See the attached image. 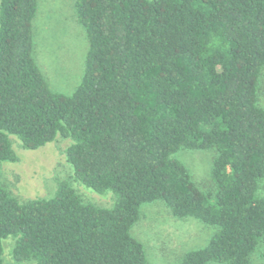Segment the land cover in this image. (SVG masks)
Masks as SVG:
<instances>
[{"label": "trees", "instance_id": "16d2710c", "mask_svg": "<svg viewBox=\"0 0 264 264\" xmlns=\"http://www.w3.org/2000/svg\"><path fill=\"white\" fill-rule=\"evenodd\" d=\"M38 0H0V167L25 150L69 139L74 178L52 198L19 202L0 187L3 241L34 264H146L132 234L141 207L214 227L178 264H251L264 244V0H76L89 43L71 95L51 90L33 57ZM212 149L211 189L175 159ZM264 256V253H262Z\"/></svg>", "mask_w": 264, "mask_h": 264}, {"label": "rangeland", "instance_id": "374dc122", "mask_svg": "<svg viewBox=\"0 0 264 264\" xmlns=\"http://www.w3.org/2000/svg\"><path fill=\"white\" fill-rule=\"evenodd\" d=\"M76 0H38L32 22L33 57L52 91L71 95L84 73L89 49L84 29L75 12ZM258 103L264 107V69L259 79ZM14 162H4L0 167V187L19 202L52 198L58 185L68 183L84 203L99 208H110L113 195L97 194L76 181L72 167L66 162L65 150L69 139L57 137L55 141L37 150H25L20 141L9 136ZM203 191L211 189L210 172L214 151L180 150L175 154ZM259 194L264 195V181ZM214 227L189 218L172 217L162 202L145 204L140 219L131 234L144 248L146 264H178L190 251L207 246L215 234ZM14 240L3 241V264L17 263L12 258ZM264 244L251 256V264H264Z\"/></svg>", "mask_w": 264, "mask_h": 264}]
</instances>
